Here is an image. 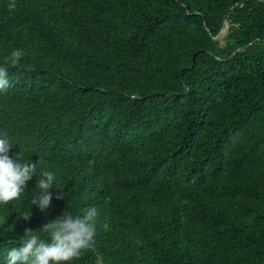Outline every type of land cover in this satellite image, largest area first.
Listing matches in <instances>:
<instances>
[{
    "label": "trees",
    "instance_id": "trees-1",
    "mask_svg": "<svg viewBox=\"0 0 264 264\" xmlns=\"http://www.w3.org/2000/svg\"><path fill=\"white\" fill-rule=\"evenodd\" d=\"M10 2L0 132L60 189L31 212L34 176L0 205V264L89 207L71 264H264V0Z\"/></svg>",
    "mask_w": 264,
    "mask_h": 264
},
{
    "label": "clouds",
    "instance_id": "clouds-1",
    "mask_svg": "<svg viewBox=\"0 0 264 264\" xmlns=\"http://www.w3.org/2000/svg\"><path fill=\"white\" fill-rule=\"evenodd\" d=\"M9 9L17 7L15 0L7 4ZM14 60H19L24 52L14 49ZM9 85L8 70L0 65V89ZM13 143L6 133L0 132V205L18 200L26 192L29 182L35 176L37 191L30 198L32 206L41 211L49 209L54 198L57 174L53 170L37 171V164L24 162L20 152H12ZM62 191L55 193L62 199ZM96 207H89L83 214L63 211L47 223L40 231L25 229L19 243L13 242L6 251L4 264H71L84 250L90 249L96 234ZM27 218L29 215L24 214Z\"/></svg>",
    "mask_w": 264,
    "mask_h": 264
},
{
    "label": "rangeland",
    "instance_id": "rangeland-1",
    "mask_svg": "<svg viewBox=\"0 0 264 264\" xmlns=\"http://www.w3.org/2000/svg\"><path fill=\"white\" fill-rule=\"evenodd\" d=\"M227 28H228V22H226V24H225V27H224L223 32H222V34H221V37L224 36V35L226 34V32H227Z\"/></svg>",
    "mask_w": 264,
    "mask_h": 264
},
{
    "label": "water",
    "instance_id": "water-1",
    "mask_svg": "<svg viewBox=\"0 0 264 264\" xmlns=\"http://www.w3.org/2000/svg\"><path fill=\"white\" fill-rule=\"evenodd\" d=\"M224 27H225V25H224ZM224 27H223V29H224ZM223 29H222V31H223Z\"/></svg>",
    "mask_w": 264,
    "mask_h": 264
}]
</instances>
